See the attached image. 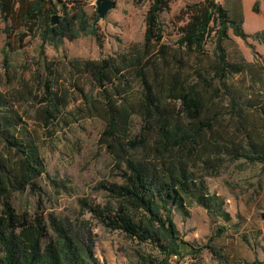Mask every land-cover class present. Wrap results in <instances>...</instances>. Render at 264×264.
<instances>
[{
  "label": "trees",
  "instance_id": "trees-1",
  "mask_svg": "<svg viewBox=\"0 0 264 264\" xmlns=\"http://www.w3.org/2000/svg\"><path fill=\"white\" fill-rule=\"evenodd\" d=\"M171 1L149 0L143 41L134 51L70 61L74 72L87 73L96 87V95L85 97L86 109L103 122L99 142L111 156L116 178L99 182L112 201L95 204L80 198L79 202L105 229L118 231L137 245L132 253L133 264H182L186 255L195 258L204 248L220 256L213 240L225 232V225L216 227L207 243L194 246L179 234L174 212L187 215V206L196 203L209 215L230 221L225 200L210 191L205 172L220 165V155L264 165V97L258 98L253 90L252 97L243 96L227 82L230 75L243 71L244 63L231 61L223 44L228 29L244 41L249 37L264 41V29L252 34L244 31L240 0L188 4L178 46L205 53L204 46L210 41L214 51L209 70H198V80L186 83L177 70L159 72L155 67L159 56L165 61L168 56L169 47L161 43L159 14L169 8ZM84 3L0 0L6 36L3 64L8 60L9 17L13 15L26 27L19 40L32 32L40 39V49L49 44L57 50L65 39L86 35L97 38L99 16L96 11L89 15ZM252 8L258 11V0ZM52 15H58L54 24ZM149 65L154 70L151 77ZM46 69L47 74L53 73L52 62L46 64ZM127 69H133L138 82L133 100ZM2 99L0 95V141L4 147L0 153V264H97L87 242L91 237L88 228L78 231L64 219L51 216L46 222L12 207L9 193L35 188L34 178L45 167L37 147L11 132L16 122L3 113L6 102ZM61 100L47 78L45 95L40 100L45 103L46 121L59 114L64 104ZM134 115L138 118L136 124L132 122ZM231 125L233 129L228 131Z\"/></svg>",
  "mask_w": 264,
  "mask_h": 264
},
{
  "label": "rangeland",
  "instance_id": "rangeland-1",
  "mask_svg": "<svg viewBox=\"0 0 264 264\" xmlns=\"http://www.w3.org/2000/svg\"><path fill=\"white\" fill-rule=\"evenodd\" d=\"M197 1L200 0H172L169 8L159 14L163 29L161 43L169 48L167 60L159 56L155 67L159 72L177 70L186 83L198 80V70H209L214 51L210 41L204 46L206 54L178 46L188 4ZM114 3L96 22L97 38L86 35L65 39L57 50L49 44L40 49V39L32 32L19 40V34L25 32L26 27L18 17H9L11 34L7 38L5 64L2 47L6 36L0 20V95L6 102L3 113L11 115L16 122L11 132L37 147L45 167V171L34 178L35 188L9 193L14 210L29 217L39 216L46 222L51 216L64 219L82 232L88 228L91 237L87 242L92 246L97 264H133L132 253L137 245L122 233L105 229L79 202L80 198L95 204L112 201L99 182L116 178L111 156L99 142L103 122L86 109L85 97L89 93L96 95V87L87 73H75L70 61L130 53L136 46L140 47L145 30L149 0L140 3L114 0ZM96 6V0H85L89 15L95 13ZM243 29L247 34L264 29V0H258V11L244 10ZM223 44L231 61L244 63L243 71L230 75L227 82L243 96L252 97L253 90L254 95L263 98L264 41L250 37L244 41L228 29V38ZM49 62L53 65L52 74H47ZM147 70L151 77L153 66L149 65ZM133 73V69L125 71L131 81V100L138 89ZM47 78L51 89L64 103L59 114L48 121L43 113L45 103L40 102L45 95ZM137 121L134 115L132 122ZM232 129V125L227 127L228 131ZM3 148L0 141V153L4 152ZM219 158L220 165L205 172V182L210 191L225 200L224 208L231 216L230 221L209 215L196 203L187 206V215L175 211L174 221L179 234L194 246L207 243L213 230L225 225V232L213 240L220 256L204 248L197 257L186 255L183 261L189 264H264V165H250L225 155ZM85 221H88L87 226Z\"/></svg>",
  "mask_w": 264,
  "mask_h": 264
},
{
  "label": "water",
  "instance_id": "water-1",
  "mask_svg": "<svg viewBox=\"0 0 264 264\" xmlns=\"http://www.w3.org/2000/svg\"><path fill=\"white\" fill-rule=\"evenodd\" d=\"M114 0H96V12L100 18L104 17L106 12L114 6ZM58 20V15H52L51 23L54 24Z\"/></svg>",
  "mask_w": 264,
  "mask_h": 264
},
{
  "label": "crops",
  "instance_id": "crops-1",
  "mask_svg": "<svg viewBox=\"0 0 264 264\" xmlns=\"http://www.w3.org/2000/svg\"><path fill=\"white\" fill-rule=\"evenodd\" d=\"M253 4H254V0H240V7L242 10V14H243V23H244V10H253V8H252ZM0 20H1V18H0ZM2 23H3V21H2ZM3 26H4V23H3Z\"/></svg>",
  "mask_w": 264,
  "mask_h": 264
},
{
  "label": "built area",
  "instance_id": "built-area-1",
  "mask_svg": "<svg viewBox=\"0 0 264 264\" xmlns=\"http://www.w3.org/2000/svg\"><path fill=\"white\" fill-rule=\"evenodd\" d=\"M62 1H68V0H62ZM187 262L186 261H182V264H186Z\"/></svg>",
  "mask_w": 264,
  "mask_h": 264
}]
</instances>
